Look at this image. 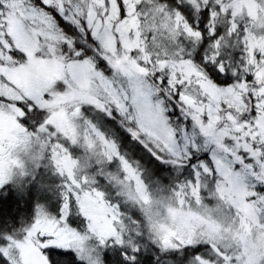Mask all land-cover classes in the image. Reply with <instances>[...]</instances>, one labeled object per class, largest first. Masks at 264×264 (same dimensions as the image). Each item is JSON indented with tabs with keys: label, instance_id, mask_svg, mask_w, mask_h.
<instances>
[{
	"label": "snow or ice",
	"instance_id": "obj_1",
	"mask_svg": "<svg viewBox=\"0 0 264 264\" xmlns=\"http://www.w3.org/2000/svg\"><path fill=\"white\" fill-rule=\"evenodd\" d=\"M0 264H264V0H0Z\"/></svg>",
	"mask_w": 264,
	"mask_h": 264
}]
</instances>
